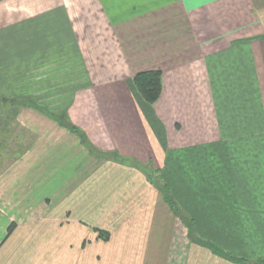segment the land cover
<instances>
[{
	"label": "crops",
	"instance_id": "1",
	"mask_svg": "<svg viewBox=\"0 0 264 264\" xmlns=\"http://www.w3.org/2000/svg\"><path fill=\"white\" fill-rule=\"evenodd\" d=\"M0 48L18 77L37 53L66 64L60 111L84 135L46 104L28 116L47 124H22L32 143L0 172V264L264 258V0H0ZM149 70L163 71L154 104L134 84ZM36 82L7 83L19 111L61 98Z\"/></svg>",
	"mask_w": 264,
	"mask_h": 264
},
{
	"label": "rangeland",
	"instance_id": "2",
	"mask_svg": "<svg viewBox=\"0 0 264 264\" xmlns=\"http://www.w3.org/2000/svg\"><path fill=\"white\" fill-rule=\"evenodd\" d=\"M33 28V27H32ZM31 29V28H30ZM20 36V39L24 40L26 43L30 40L25 39L24 37H22L23 34H18ZM55 34L51 33V35H48L47 37H53V41L52 42H45L46 46H49L51 49V51H57L59 53H62V47H58L55 39ZM27 47V46H26ZM57 48V49H55ZM2 48H0V65L3 63L1 60L2 58H8V59H12V54L10 53L8 54L6 51H2ZM5 52V53H4ZM26 54V53H24ZM34 54V53H32ZM27 55V54H26ZM17 56V55H16ZM33 57V58H31ZM26 59V58H24ZM30 59L32 62L36 63V66H39L38 70H33L31 73L33 74L30 75L32 78L36 79V83L38 85H36L37 89H47L46 93L48 94L49 92H53V94H60L61 93V98H57L55 96L54 100L51 101L49 103V101L45 102L40 100V103H38V105H34L33 107L35 108L34 110H29V108L27 109H23L22 111H19V107L22 108L21 104H17L15 101H12V99H10V94H11V86H9L7 83L11 80L15 81L16 86L17 83H19V86L22 87V85L24 83H26V81H28V78H31L29 76H16L17 73H20V75H22L23 73L27 72L26 70H22L19 69L17 67H12L15 68L11 71H8L7 73L4 71L0 70V82L6 84L3 87L0 86V92H4L5 97L7 98H0V124H2L3 122L5 123L4 119L8 118V120L11 122L7 124V128L6 124L4 125L2 132L0 131V149L6 147V153H1L0 154V171H3L12 160H14V156L15 154H17V151L19 150V148L24 147L25 144L31 142V140H33V133L29 130H27V128H25L23 125H27L28 121L30 120H36L37 124H41L44 125L45 123L47 124L48 121H46L47 118H38L35 117L30 118L28 115L31 113L32 115H41L40 113L45 114L46 111L48 112V108H44L45 104L50 106L51 111H53V114H58L55 115L56 117H53L51 119L55 120L59 125H64L62 124L60 121L65 122L67 119V117L61 113L60 109L62 110L63 107H65V105L68 103L66 102L67 99V94H69V92H71V87H67L64 83L66 80H69L70 75L68 74V70L65 69L66 64H55L56 65V69L54 66H52V69H49L50 65H53V63L51 62L52 60L48 59V56L45 55L43 56L42 54H34L33 56H30ZM45 59V60H43ZM11 64L14 65H23V61L22 60H13V62ZM42 67V68H41ZM23 79V80H22ZM68 81H66L67 83ZM48 85L46 87H41L40 85ZM73 88V87H72ZM40 91V90H39ZM38 92V91H37ZM9 96H6V95ZM25 106H30V105H25ZM46 107V106H45ZM20 113V114H19ZM50 114V111L48 112ZM47 113V114H48ZM16 115H20V120H17V116ZM46 115V114H45ZM14 117H16V121L14 122ZM23 124V125H22ZM5 129V130H4ZM11 133V135H10ZM181 157H189V152L188 150L185 151H181ZM150 168L152 169V171L158 175V178L156 176V180L158 182V184H166L165 181L163 180L161 174L160 169L154 167V166H150ZM184 170L186 168H188L187 166H183ZM169 169V168H168ZM166 170L167 174L168 172L171 173L170 170ZM167 185V184H166ZM170 189V188H169ZM170 196L173 198V196L170 193Z\"/></svg>",
	"mask_w": 264,
	"mask_h": 264
},
{
	"label": "trees",
	"instance_id": "3",
	"mask_svg": "<svg viewBox=\"0 0 264 264\" xmlns=\"http://www.w3.org/2000/svg\"><path fill=\"white\" fill-rule=\"evenodd\" d=\"M162 76H163V71H161V70L141 71L134 76L135 86L137 87V89L141 93V95L144 97V99L150 104H154L161 95V92L163 89ZM15 118L16 117H14V122L16 121ZM4 121H5V123L3 122L2 124H0V129H3L5 124H6V127H5V129H6L7 124L11 122V119L9 121L8 118H5ZM60 122L62 124H64L66 127H68L69 129H71L76 134H79V136L84 139L83 133L77 127H75L72 123H70L68 120H66L65 122H63V121H60ZM0 131L2 132L3 130H0ZM10 135H11V133H10ZM31 143H32V140H31V142L25 144L24 147L19 148V150L17 151V154H15V156H14L15 157L14 159H16L21 154H23V152H25L28 149V147L30 146ZM5 150H6V147L0 149V154L4 153V152L6 153ZM141 168L147 169L148 167L144 166ZM149 172L151 173V175H150L151 176L150 177L151 182H152V180H154L158 189L164 193L165 198H166L168 204L171 206V208L176 209L177 206H176L174 199L170 196L169 187L164 183L158 184L156 177H154L155 173L152 170H149ZM255 263L256 264H264V258H260V259L256 260Z\"/></svg>",
	"mask_w": 264,
	"mask_h": 264
}]
</instances>
